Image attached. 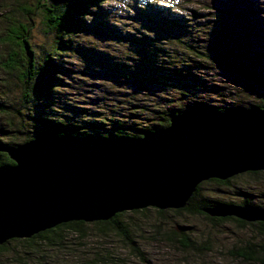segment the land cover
I'll use <instances>...</instances> for the list:
<instances>
[{
  "label": "trees",
  "instance_id": "obj_1",
  "mask_svg": "<svg viewBox=\"0 0 264 264\" xmlns=\"http://www.w3.org/2000/svg\"><path fill=\"white\" fill-rule=\"evenodd\" d=\"M106 1L36 0L37 10H40L44 26L49 31L47 34L51 33L53 37L47 52L42 51L40 54L33 50L31 25L22 21L29 9L20 6L21 11L17 10L20 12L19 16H15V11L6 5L3 6V19L0 20V116H3L4 120L0 119V167L13 164L6 150L37 137L136 139L142 137L145 132L167 127L173 117L183 112H226L240 108H232L229 103L218 107L216 104L208 105L195 101L199 100L200 96L207 97L206 99L223 98L222 94L226 91H215L206 82L204 72L201 75L196 72L208 73L221 67V63L216 58L209 57V52L203 49L208 43L215 45L221 56L227 51L237 53L235 64L227 65L225 69L230 75L237 76L251 87L264 89V77L258 73L257 63H252L249 59L252 47L244 44L237 50V42L233 43V40L237 39L233 36L234 31H223L224 16L222 22L216 18L212 19L213 26L209 32L208 23L204 21L190 26V23L187 25L178 21L168 13L163 14L165 19L158 17L154 21L140 11L135 13L137 15H132V18L138 23V28L142 26L145 31L137 28L136 34L123 33L128 38L121 39L115 27L105 20L109 18L107 14L101 12V4ZM258 3L253 7L257 12L250 8L248 14L254 19V25L259 26L256 21L262 17ZM94 17L99 18L95 21L98 23L91 26L83 20H93ZM195 18L201 20L199 17ZM138 19L140 21H137ZM161 26L164 27V32L155 30L162 28ZM89 31L95 33V42L74 40H92L91 37H83ZM158 32L161 35L156 39L149 36ZM99 39L105 44L116 42L120 48L124 46L125 50L119 60H113V67H108L107 72H104L106 68H100L106 55H102L104 49L98 46ZM74 47L84 57H89L87 59L90 63L89 67L86 65L78 69L80 78L74 82L75 89L68 85L67 79H60L62 67L59 63L66 54L74 52ZM233 48H237V51L231 50ZM236 60L240 62L237 63ZM90 70L94 76L105 75V81L110 82L105 93L97 97L95 105L100 109L108 105L111 107H107V112L111 115L115 112L113 116L119 119H115L116 127H106L105 122L110 117L105 118L98 112H95V116H98L96 119L87 108L77 107L74 117L68 115L69 113L64 114L60 102L54 104L57 99L56 92L61 87L77 90L80 96L81 90L86 95V88H79L78 81L85 82L86 79L81 75L89 73ZM15 87L19 88L20 92L17 100L10 95ZM61 97L64 103L62 94ZM10 98V104L2 101ZM194 102L197 105H193ZM263 106L264 102L260 101L248 108ZM55 112L61 114L56 116ZM141 118L145 119L140 121ZM120 119L131 120L135 124L128 127L124 124L126 121L121 122ZM149 121L153 122L147 124ZM262 175V171L247 172L225 181L212 179L202 182L183 209L145 208L117 214L108 221L69 222L29 239H12L0 246V264H160L155 262L154 256L160 252H155L153 246L178 251L183 256L181 263L188 264L189 261L190 264H210V256L216 251L211 238V235L215 236V231L207 236L199 235L185 220L181 224L177 222L184 217L200 218L210 229L216 230L228 224L235 225L251 236L245 241L236 240L228 248L226 257L233 262H239L238 264H264V222L246 223L233 217L213 218L205 212L217 206L245 205L264 210V192L260 197L263 203L256 204L254 201L257 200L253 194L237 189L239 187L236 185L240 182L257 183ZM232 187L236 190L235 195L241 198L240 202L219 199L220 194L226 190L231 191ZM150 212L156 215V219H149ZM136 215L143 216L140 218L151 223L142 227L144 223L138 222L134 217ZM147 226L150 230L149 237L145 232ZM216 254L219 255L218 252Z\"/></svg>",
  "mask_w": 264,
  "mask_h": 264
},
{
  "label": "water",
  "instance_id": "obj_2",
  "mask_svg": "<svg viewBox=\"0 0 264 264\" xmlns=\"http://www.w3.org/2000/svg\"><path fill=\"white\" fill-rule=\"evenodd\" d=\"M6 154L13 164L0 167V246L69 222L183 209L202 182L264 172V106L183 112L136 139L37 137ZM205 212L264 222V210L249 205Z\"/></svg>",
  "mask_w": 264,
  "mask_h": 264
},
{
  "label": "rangeland",
  "instance_id": "obj_3",
  "mask_svg": "<svg viewBox=\"0 0 264 264\" xmlns=\"http://www.w3.org/2000/svg\"><path fill=\"white\" fill-rule=\"evenodd\" d=\"M51 2L55 0H49ZM246 1V2H244ZM259 2V3H258ZM257 3L260 5V16L262 18H257L258 20L256 23L258 25H254V19L248 14L249 9L251 8L255 12L257 10L253 9V7L257 6ZM6 5L12 11H15V16H19V11H21L20 6H25L29 11L25 14V17H22V21H27L31 25V41L33 43V50L36 53H41L42 51L47 52L48 46L50 45V42L53 41V37L47 34L49 31H47V28L44 26V20L43 16L40 13V10H37L36 0H0V20H2L3 15V6ZM101 12L104 14H107V17L105 18L106 21H109L112 26L115 27L116 33H118L121 36V39L128 38L123 33H129L130 35L136 34L135 30L138 28V23H136L132 15L136 12L143 11V13L146 14V16L151 17L150 20H154L155 18L158 19L164 18L163 14H169L173 18H176L178 21L185 22V24L189 25L190 23L193 25L194 23L200 24L204 21V23H208V31L211 32L212 29V19H219L222 22L223 16H224V28L225 33L230 31H234L233 36H236L237 39L233 40L234 44L235 41L237 42L238 49L233 48L231 50H240L244 44L246 46L252 47V52L250 50L249 59L252 60V63H257L259 70L258 73L263 75L264 77V0H107L106 2H103L101 4ZM19 10V11H17ZM8 14V13H6ZM217 14V15H216ZM259 15V14H257ZM245 16V17H242ZM199 17L201 20H196ZM99 18L94 17L93 20L90 18L83 19L88 26H91L93 23H98L95 21H98ZM137 21H140L138 19ZM156 21V20H154ZM136 23V24H135ZM140 26V25H139ZM234 26V28H231ZM256 26V27H254ZM162 27V26H161ZM195 27V26H193ZM198 27V26H197ZM254 27V28H253ZM2 28L1 22H0V29ZM90 29V27H88ZM138 29H142L141 31H145V28L142 26ZM190 29V28H189ZM91 30V29H90ZM147 30V29H146ZM160 30V32H164V27L155 29ZM154 32V31H153ZM158 33H151L149 36L153 39H156V37H159L161 34ZM83 36V35H82ZM83 37H91L90 39H83V38H74V40L81 42L83 40L91 43L93 38L95 37V33H91L90 31ZM204 38V37H200ZM81 40V41H79ZM98 41V46L101 49H104V52H102V55H106L104 57V64L100 68L106 70L104 72H107L108 67H113L114 61L113 60H119L124 54V46L120 48L116 42L114 43H107L105 44L102 42L101 39ZM248 41V42H247ZM240 43V44H239ZM255 46V48H254ZM78 47V46H77ZM230 48V46H229ZM79 49V48H78ZM205 51L209 52L208 56L216 58L217 61L221 63L220 69H215L212 72L206 73L205 71H196L198 74H203L206 78V82L209 84V86L214 89L215 91H221L226 90L223 92V98L219 99H206L205 98H199V100H195L197 103L202 102L204 104L208 105H214L216 104L219 106H225L226 104H230L233 107H240V108H246L248 109L249 106L255 105L259 103L260 101L264 102V89H258L251 87L248 85L245 81L239 79L237 76H232L230 73H228V70L226 69L227 65H234L235 61L234 59L237 57V53L228 52L224 53V55L218 54V49L215 45L211 44L207 45V47L203 48ZM237 49V50H236ZM74 52L66 54L61 61H59L61 65V71L60 76L61 80L67 79L69 81V84L71 87L75 89L74 82L76 79H79L80 75H78L77 71L79 68H83L87 65V67L90 66V63L88 62L89 57H84L83 54H80L79 51L74 47ZM209 50V51H208ZM228 50V49H227ZM177 53L179 51L177 50ZM86 61H85V60ZM85 61V64H84ZM101 61V63H102ZM125 61V60H123ZM237 63L240 61L236 60ZM111 64V65H110ZM92 70H90L89 73L81 75L86 80L85 82L83 80H79V88H86V95L80 90L81 96L78 94L77 90H68L67 88H56L58 89L57 99H55V103L57 104L60 102L63 105L64 114H68L75 117V114L77 113V107L80 108H87L92 112L94 117L97 119L98 116H95V112H98L102 114L105 118H109V120H106V127H116L114 125L119 121V119L114 117L115 112H113V115L109 114L107 111L109 105L105 108H97L95 104H97V97L101 96L105 93L106 88L110 86V82L107 80L105 81V75L104 76H94L91 74ZM62 73L64 75H62ZM206 73V74H205ZM1 74V72H0ZM67 76V77H66ZM112 80V79H111ZM86 83V84H83ZM116 84V83H115ZM222 89V90H220ZM14 91V93H13ZM12 92H10V95L13 96V99L17 100L19 92V88L13 89ZM64 98V103H62V97ZM85 97V98H84ZM84 98V100L82 99ZM225 98V100H223ZM7 104H10L12 102L11 98L8 100L3 99ZM7 101V102H6ZM192 103L193 105H197V103ZM83 105V106H82ZM63 110H60L63 112ZM61 112H55L56 116H59ZM0 119L4 120L3 116H0ZM117 121H116V120ZM145 118H141L140 121H143ZM120 121H126L124 122L125 125L130 127L131 125L135 124L131 120L126 119H120ZM153 121H149L148 123H152ZM154 124V123H153ZM244 174V173H243ZM245 179V178H242ZM247 180V179H245ZM248 181V180H247ZM239 188V190L248 192L250 194L254 195V199L257 201H254L256 204H262V200L260 199L261 194L264 192V175L260 177V181L257 183H238L236 184ZM245 187V188H243ZM243 188V189H240ZM235 189L231 191L226 190L223 194L219 195V199L223 201H233L240 202L241 198H238L235 195ZM229 193V194H228ZM231 193V195H230ZM259 201V202H258ZM132 212V211H131ZM129 213V212H128ZM149 219L154 220L156 219V215L154 213H149ZM136 217L138 222L144 223V226L149 225L151 222H147L144 219H141L140 217L143 216H134ZM133 217V218H134ZM181 219V218H180ZM179 220V219H177ZM188 223L192 228L196 229L197 233L199 235L207 236L210 232H214L215 236L213 237L211 235V238L213 239V243L215 244V252L219 255H217L215 252L210 256L211 261H209L210 264H238L239 262H233L228 257H226V252L228 248L232 246V244L235 243L236 240H246L251 235L246 233L245 231L240 230L238 227H236L233 224H228L223 227L216 229H210L208 225L205 224V222L196 217H184L180 221H177L178 223L185 222ZM148 228V226L146 227ZM195 231V232H196ZM146 236L149 237L150 230L149 228L145 230ZM141 234V232H140ZM92 242H96L95 240L91 239ZM91 243L90 241L88 242ZM155 252H160L159 255L156 256V263L160 262V264H187V263H181V260L183 259V256L178 253V251H174V249H168L163 246H153L152 247ZM219 252L224 253L222 256ZM188 264L190 262L188 261Z\"/></svg>",
  "mask_w": 264,
  "mask_h": 264
},
{
  "label": "bare ground",
  "instance_id": "obj_4",
  "mask_svg": "<svg viewBox=\"0 0 264 264\" xmlns=\"http://www.w3.org/2000/svg\"><path fill=\"white\" fill-rule=\"evenodd\" d=\"M3 131V130H2ZM9 144V143H8Z\"/></svg>",
  "mask_w": 264,
  "mask_h": 264
}]
</instances>
